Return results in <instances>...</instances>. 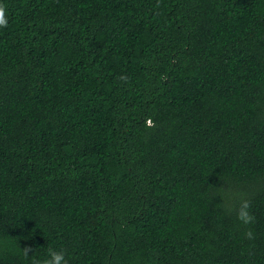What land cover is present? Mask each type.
Segmentation results:
<instances>
[{
  "label": "trees",
  "instance_id": "obj_1",
  "mask_svg": "<svg viewBox=\"0 0 264 264\" xmlns=\"http://www.w3.org/2000/svg\"><path fill=\"white\" fill-rule=\"evenodd\" d=\"M0 3V264H264V0Z\"/></svg>",
  "mask_w": 264,
  "mask_h": 264
},
{
  "label": "clouds",
  "instance_id": "obj_2",
  "mask_svg": "<svg viewBox=\"0 0 264 264\" xmlns=\"http://www.w3.org/2000/svg\"><path fill=\"white\" fill-rule=\"evenodd\" d=\"M8 20L6 18V5L0 3V27H6ZM251 203L247 200L242 202V207L238 213V219H240L245 225L253 223L255 217L249 211ZM248 238H252V233L249 231L246 233ZM31 246L24 247V255L28 256L32 252ZM35 264H41L40 261H36ZM42 264H68L65 258V253L62 250H49L48 258L45 259Z\"/></svg>",
  "mask_w": 264,
  "mask_h": 264
}]
</instances>
